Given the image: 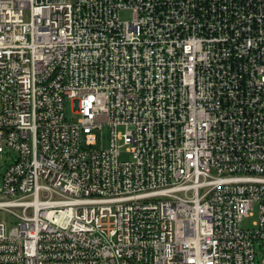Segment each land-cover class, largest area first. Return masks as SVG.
I'll list each match as a JSON object with an SVG mask.
<instances>
[{
  "label": "built area",
  "instance_id": "obj_1",
  "mask_svg": "<svg viewBox=\"0 0 264 264\" xmlns=\"http://www.w3.org/2000/svg\"><path fill=\"white\" fill-rule=\"evenodd\" d=\"M7 149L0 264H264V0H0Z\"/></svg>",
  "mask_w": 264,
  "mask_h": 264
},
{
  "label": "rangeland",
  "instance_id": "obj_2",
  "mask_svg": "<svg viewBox=\"0 0 264 264\" xmlns=\"http://www.w3.org/2000/svg\"><path fill=\"white\" fill-rule=\"evenodd\" d=\"M132 12L131 11H123L121 13V18L122 20H131L132 19ZM66 111H67V115L68 118L71 120L72 118V105L71 103H67L66 106ZM104 135V144L105 146L109 145V130L108 128L104 129L103 132ZM127 155H124L123 158H126ZM17 159V154L15 151L12 150H6L1 158H0V185L2 184V179H3V175L5 173V171L8 169V167L10 165H12V163ZM257 254H258V258L261 259L262 257L264 258V247H260V244L257 243Z\"/></svg>",
  "mask_w": 264,
  "mask_h": 264
}]
</instances>
